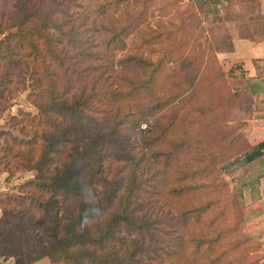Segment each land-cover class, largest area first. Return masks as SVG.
Instances as JSON below:
<instances>
[{
  "label": "trees",
  "instance_id": "16d2710c",
  "mask_svg": "<svg viewBox=\"0 0 264 264\" xmlns=\"http://www.w3.org/2000/svg\"><path fill=\"white\" fill-rule=\"evenodd\" d=\"M222 1L193 0L189 18L151 25L147 0H0V119L25 91L35 108L0 128V173L32 174L0 198V256L264 264L247 243L259 242L232 236L242 217L216 219L229 196L219 167L264 153L230 122L242 100L203 24L206 5ZM130 34L159 56L124 51Z\"/></svg>",
  "mask_w": 264,
  "mask_h": 264
},
{
  "label": "crops",
  "instance_id": "0c3cea01",
  "mask_svg": "<svg viewBox=\"0 0 264 264\" xmlns=\"http://www.w3.org/2000/svg\"><path fill=\"white\" fill-rule=\"evenodd\" d=\"M206 8L203 24L228 83L242 102L232 112L231 124L255 146L264 141V0H223ZM223 177L239 183L243 202L241 231L264 251V153L248 164L225 163ZM6 172L0 173V198L8 195ZM1 213V212H0ZM16 258L0 256V264Z\"/></svg>",
  "mask_w": 264,
  "mask_h": 264
},
{
  "label": "rangeland",
  "instance_id": "374dc122",
  "mask_svg": "<svg viewBox=\"0 0 264 264\" xmlns=\"http://www.w3.org/2000/svg\"><path fill=\"white\" fill-rule=\"evenodd\" d=\"M193 0H147V20L151 25H154L157 21H176L179 22L181 18H189L192 13L186 12V8H188L190 2ZM122 7V4H121ZM209 8L212 10V6L209 4L206 5L205 9ZM113 15H117L119 10L117 11H110ZM209 37V35H208ZM210 38V37H209ZM211 41V38H210ZM197 49L201 50L203 47V40L198 39L196 42L193 43ZM213 44V43H212ZM159 45H139L137 41V37L135 34H130L126 38V46L125 50H133L143 53L144 55L156 59L159 56ZM122 51L116 50L114 52L115 56L118 57ZM27 91L20 93L12 102V106L5 111L3 117L0 119V128L5 127V123L7 118L11 114H15L18 109H22L25 111L35 112V108L30 104L28 99L26 98ZM144 124V123H143ZM142 127L147 128L148 125ZM140 126V127H141ZM141 127V128H142ZM224 165V164H223ZM222 165V166H223ZM219 167L217 171L218 177L220 179H225L223 175V168ZM32 178V174L30 172H16L14 177L10 179L8 185V194L12 192H16L17 186L25 181ZM226 180V179H225ZM228 189L229 196L227 201H221L220 205H225V211L223 216H218L217 222L219 224L223 223H232L234 224V219L242 217L243 214V202L241 198V191L239 187V183L227 181V186L219 188L220 191ZM217 191L214 187L202 189L198 191L196 194L201 195L203 197L214 196ZM148 194L146 192L143 193V196L146 197ZM144 208H146L149 212L157 211L158 214H161L162 208L160 204L152 199L146 198ZM164 211V210H163ZM245 234L239 230L232 234L233 237L244 236ZM252 248H250L251 256L253 258H259L260 262L264 263V251L260 250L259 248H255L253 244L247 242ZM47 258H42L33 264H47Z\"/></svg>",
  "mask_w": 264,
  "mask_h": 264
},
{
  "label": "built area",
  "instance_id": "2783aa9c",
  "mask_svg": "<svg viewBox=\"0 0 264 264\" xmlns=\"http://www.w3.org/2000/svg\"><path fill=\"white\" fill-rule=\"evenodd\" d=\"M143 126H146L147 124L146 123H144V124H142ZM142 127V126H141ZM142 129H146V128H144V127H142Z\"/></svg>",
  "mask_w": 264,
  "mask_h": 264
}]
</instances>
